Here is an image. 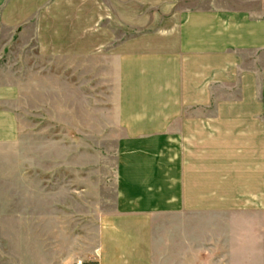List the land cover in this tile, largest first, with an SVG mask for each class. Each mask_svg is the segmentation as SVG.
I'll return each mask as SVG.
<instances>
[{
	"label": "crops",
	"instance_id": "1",
	"mask_svg": "<svg viewBox=\"0 0 264 264\" xmlns=\"http://www.w3.org/2000/svg\"><path fill=\"white\" fill-rule=\"evenodd\" d=\"M185 1L0 0V140L20 139L19 45L45 58L32 80L47 79L57 121L79 95L122 130L106 181L19 169V264H209L200 209H264V0ZM49 149L71 166V145Z\"/></svg>",
	"mask_w": 264,
	"mask_h": 264
},
{
	"label": "rangeland",
	"instance_id": "2",
	"mask_svg": "<svg viewBox=\"0 0 264 264\" xmlns=\"http://www.w3.org/2000/svg\"><path fill=\"white\" fill-rule=\"evenodd\" d=\"M184 3L191 5L192 2L186 0ZM5 34L3 31L0 33V37L6 39ZM121 35L123 34L121 33ZM7 55L10 54L7 53ZM32 58H34L33 62H31ZM5 61H7L6 55L5 58L0 59V65ZM46 66L45 58L38 59L33 56L31 48L25 50L19 45V84L26 86L24 94L19 97V103H13L12 106L17 111L19 118V128L16 133L20 139L0 140V264H19V169L70 168L78 171L88 168L99 171V174H103V176H99L106 181L111 177L109 165L113 150L111 140H116V136L122 134V130L111 128L107 124L106 119L111 116L110 114L88 112L85 115L82 111L84 105H81L80 102L83 98L79 95L68 100L73 109L70 114L65 116L69 123L57 121L49 107L50 99L47 90L41 88L42 83L47 85V79L32 80V72L35 70L46 74L49 71ZM58 66V64L55 65L60 69L66 67ZM53 68L54 66L50 69ZM69 82L67 83L69 84ZM59 83L63 84L64 81ZM89 84L96 86L98 82H88V90L94 93L95 88L89 87ZM101 91L102 88L99 92L101 93ZM89 102L95 104V98H89ZM85 116H87V125L83 121ZM96 116H98V121ZM81 118L83 122H81ZM50 140H61V142L71 145V166L64 165L62 161L52 162L47 159ZM61 151H64V148H61ZM86 155L88 156L87 162L80 160ZM27 156L35 159H20V157L26 158ZM101 159L102 161H100ZM47 174L45 172L42 174L43 176L39 177L41 184L48 181ZM98 178L92 177V181ZM79 179L81 180V178ZM89 180H91L90 177ZM88 184L92 186L90 181ZM72 186L73 190L78 189L82 183H75L73 178ZM93 187L95 188V186ZM223 195V193H219L215 196L217 200L222 201ZM105 196L112 197L114 193L105 191ZM208 196L209 194H201V199L207 200ZM236 196L239 200L240 194H236ZM88 199L91 201L90 195H88ZM242 199L245 198L242 197ZM72 203L82 208L78 199H73ZM90 205L95 207L94 203L89 202V208ZM75 211L79 210H73V213L76 214ZM199 218V247L201 251L210 255L205 258V263L209 259V264H212L213 260L214 264H264V209L201 208ZM203 261L204 259L201 258V264Z\"/></svg>",
	"mask_w": 264,
	"mask_h": 264
},
{
	"label": "built area",
	"instance_id": "3",
	"mask_svg": "<svg viewBox=\"0 0 264 264\" xmlns=\"http://www.w3.org/2000/svg\"><path fill=\"white\" fill-rule=\"evenodd\" d=\"M78 264H95V263H91V262H82V261H80Z\"/></svg>",
	"mask_w": 264,
	"mask_h": 264
}]
</instances>
